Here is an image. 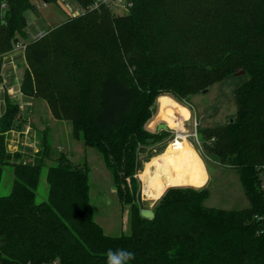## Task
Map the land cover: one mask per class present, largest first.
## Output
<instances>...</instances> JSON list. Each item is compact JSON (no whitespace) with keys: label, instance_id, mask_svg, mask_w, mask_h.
Wrapping results in <instances>:
<instances>
[{"label":"trees","instance_id":"obj_1","mask_svg":"<svg viewBox=\"0 0 264 264\" xmlns=\"http://www.w3.org/2000/svg\"><path fill=\"white\" fill-rule=\"evenodd\" d=\"M39 1L0 0V71L2 57L28 39L25 14L38 13ZM74 1L84 13L22 42L21 93L45 102L74 140L98 152L129 207L130 234L109 236L97 224L88 164L54 150L49 132L36 163L10 159L7 134L23 121L6 99L0 187L6 170L14 180L0 196V260L106 264L108 249H126L135 254L128 264H264V0H127L123 16L90 10L95 0ZM239 71L248 80L235 91L234 122L200 133L210 155L236 172L249 207L208 208L207 188L171 187L155 218H142L138 149L155 139L145 128L155 102H189ZM43 174L47 198L37 202Z\"/></svg>","mask_w":264,"mask_h":264},{"label":"rangeland","instance_id":"obj_2","mask_svg":"<svg viewBox=\"0 0 264 264\" xmlns=\"http://www.w3.org/2000/svg\"><path fill=\"white\" fill-rule=\"evenodd\" d=\"M38 13L28 11L25 14L27 21L28 39L24 44H28L41 33H48L53 27L61 24L79 12L80 7L74 0H58L57 3L44 4L38 2ZM117 15H126L129 10L124 4L117 7H111ZM24 53L25 49L17 51ZM20 56H17L18 59ZM22 59V58H21ZM17 60V59H16ZM248 77L231 76L222 83L215 84L206 93L201 92L191 98L189 102L179 103L171 96L165 95L178 103V109L175 110L174 128L181 127V119L185 117V109L189 113V118L184 122V135L188 136L187 140L191 147L199 154L203 160L207 173L209 175V183L207 189L210 191V198L205 205L208 208H216L223 210H243L249 207V202L244 195L243 188L239 181L236 172L229 167L222 165L218 158L210 155L209 151L203 147V137L201 131L225 127L235 118L237 106L235 103V91L242 86ZM159 98L154 104V115L151 121L145 126L146 130L155 135L156 142L153 145H147L150 151L146 155H138V171L137 177L140 181V207L141 209L152 208L157 202L149 200L144 192V184L140 178L144 172L146 165L155 157L162 154L170 143H173L176 138V131L171 129L166 122L159 121L153 128L150 124L154 121L158 113ZM20 102V100H17ZM37 105V107H36ZM23 106V104H22ZM31 107H36V112L32 114L25 113L27 119L33 124L38 132H42L45 127L49 129V143L53 149L59 153H65L74 162L79 164L87 163L90 168L89 185L91 205L95 213V221L99 224L106 235L118 237L121 235L130 234L129 229V207L123 206L116 195L110 172L106 169L105 164L93 148H86L82 142H78L72 137L71 125L67 122H57L51 117L50 110L43 102H38ZM185 108V109H184ZM185 113V114H183ZM24 117V116H23ZM25 117V118H26ZM22 118V117H21ZM159 119V118H158ZM28 120V121H29ZM162 126L167 128L164 130ZM47 133V132H46ZM42 134L38 135L39 142ZM43 138V137H42ZM143 147V146H142ZM34 155V156H33ZM37 154H31L32 161L37 162ZM50 164V162H47ZM47 167H43L46 173ZM13 174L6 170L3 179V184L0 187V196H6L11 192ZM189 177L186 176V182ZM48 193V184L46 177L43 174L40 185L37 191V202L46 200Z\"/></svg>","mask_w":264,"mask_h":264},{"label":"crops","instance_id":"obj_3","mask_svg":"<svg viewBox=\"0 0 264 264\" xmlns=\"http://www.w3.org/2000/svg\"><path fill=\"white\" fill-rule=\"evenodd\" d=\"M17 56H20V53L13 50L2 57L0 71V118L5 111L6 99L20 106V117H22L20 120L23 121V126L21 129L7 134V152L10 159L14 162H30L32 161L31 154H37L41 150L42 137L50 130L45 127L41 133L38 132L37 128L30 123L29 118L27 119L26 116L28 115L25 116V113L30 115L34 111L36 112L37 105L36 107L31 106L42 101L28 98L21 93V82L27 69V62L24 53L21 54L19 59ZM17 100H20V102ZM158 101V113L150 124V128H153L159 121L166 122L169 127H173L176 118L174 112L178 109L177 105L179 104L167 96L160 97ZM43 103L46 105L45 102ZM185 112L186 114L183 113L185 117L181 119V127L179 129L170 127L176 131L177 139L173 143H170L162 154L148 162L144 172L140 176L144 184L145 195L153 202L158 201L168 188L193 187L201 189L207 188L209 183V175L203 160L191 147L187 136L184 135V122L186 123V118H189V113L186 109ZM51 117L53 118V116ZM53 120L55 121L54 118ZM40 134H42L39 136L41 142L37 139ZM156 174L160 175L151 186H148ZM186 176L189 177L188 182H186Z\"/></svg>","mask_w":264,"mask_h":264},{"label":"built area","instance_id":"obj_4","mask_svg":"<svg viewBox=\"0 0 264 264\" xmlns=\"http://www.w3.org/2000/svg\"><path fill=\"white\" fill-rule=\"evenodd\" d=\"M120 4H124L127 9L131 6V4H129L127 0H95L94 4L91 6L90 10H95V9H98L102 6L109 7V8L117 7ZM82 13H84V10L79 9V12H76L74 16H77V15L82 14ZM43 36H45V33H41L40 35H38L33 40L40 39ZM23 49H25V45L23 43H17L15 45V48H14V50H16V51L23 50ZM187 138H188V136H187ZM0 264H60V262L58 260H51V261L35 263L32 261L17 262V261H12L10 259H1Z\"/></svg>","mask_w":264,"mask_h":264},{"label":"water","instance_id":"obj_5","mask_svg":"<svg viewBox=\"0 0 264 264\" xmlns=\"http://www.w3.org/2000/svg\"><path fill=\"white\" fill-rule=\"evenodd\" d=\"M43 3H45L44 0H41ZM245 75V71H239L237 73L234 74L235 77H239V76H244ZM207 91H204V93H206ZM152 109H154V106L152 107ZM233 119H231L230 123H233ZM162 128L165 130L167 127L166 126H162ZM155 143V139H148L146 141L147 145H153ZM149 149L147 147H140L138 149V155H146L147 153H149ZM140 216L146 220L152 221L155 218V213L154 210L152 208H147V209H141L140 210Z\"/></svg>","mask_w":264,"mask_h":264},{"label":"clouds","instance_id":"obj_6","mask_svg":"<svg viewBox=\"0 0 264 264\" xmlns=\"http://www.w3.org/2000/svg\"><path fill=\"white\" fill-rule=\"evenodd\" d=\"M121 258L120 264H128V262L135 258V254L126 249H108L106 252V264H115L114 257Z\"/></svg>","mask_w":264,"mask_h":264}]
</instances>
